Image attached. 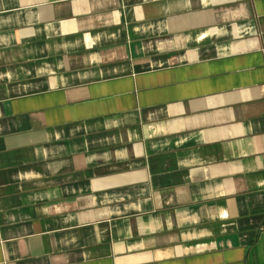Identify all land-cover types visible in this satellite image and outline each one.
<instances>
[{
	"label": "crops",
	"instance_id": "crops-1",
	"mask_svg": "<svg viewBox=\"0 0 264 264\" xmlns=\"http://www.w3.org/2000/svg\"><path fill=\"white\" fill-rule=\"evenodd\" d=\"M0 264H264V0H0Z\"/></svg>",
	"mask_w": 264,
	"mask_h": 264
}]
</instances>
